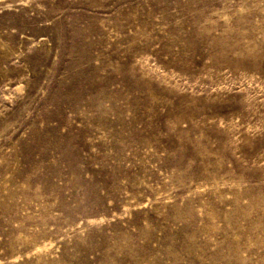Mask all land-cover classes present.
<instances>
[{
  "label": "rangeland",
  "instance_id": "374dc122",
  "mask_svg": "<svg viewBox=\"0 0 264 264\" xmlns=\"http://www.w3.org/2000/svg\"><path fill=\"white\" fill-rule=\"evenodd\" d=\"M0 264H264V0H0Z\"/></svg>",
  "mask_w": 264,
  "mask_h": 264
}]
</instances>
